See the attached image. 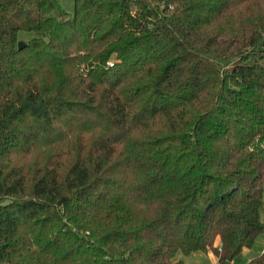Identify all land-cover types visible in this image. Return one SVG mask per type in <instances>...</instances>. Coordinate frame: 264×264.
I'll return each instance as SVG.
<instances>
[{
  "label": "trees",
  "instance_id": "obj_1",
  "mask_svg": "<svg viewBox=\"0 0 264 264\" xmlns=\"http://www.w3.org/2000/svg\"><path fill=\"white\" fill-rule=\"evenodd\" d=\"M73 2L0 0V264L232 263L264 231V0Z\"/></svg>",
  "mask_w": 264,
  "mask_h": 264
},
{
  "label": "rangeland",
  "instance_id": "obj_2",
  "mask_svg": "<svg viewBox=\"0 0 264 264\" xmlns=\"http://www.w3.org/2000/svg\"><path fill=\"white\" fill-rule=\"evenodd\" d=\"M60 3V6L62 10L68 14H71L73 12V7H74V2L73 0H58ZM33 34L31 33H26V32H20L19 37L21 40H28L29 38L32 37ZM263 201H264V183H263ZM262 221L264 224V211L262 213ZM257 244L262 243L264 240V231L262 234H260L257 237ZM262 241V242H261ZM256 244V245H257ZM256 245L254 246L253 250L255 249ZM248 256L246 254H240L233 262L232 264H246ZM176 259H181L183 260L186 264H212V262L215 260V257L211 254H203L201 252L196 253L194 256H184L182 254H177Z\"/></svg>",
  "mask_w": 264,
  "mask_h": 264
},
{
  "label": "crops",
  "instance_id": "obj_3",
  "mask_svg": "<svg viewBox=\"0 0 264 264\" xmlns=\"http://www.w3.org/2000/svg\"><path fill=\"white\" fill-rule=\"evenodd\" d=\"M257 238H256V240H255V242H254V245L251 247V248H246V249H244L243 251H242V253L243 254H246V256H248V258H247V260H246V264H247V262L250 260V259H252L253 257H255V256H257V255H259V254H261L263 251H264V240H263V242L262 243H258L257 244ZM257 244V245H256ZM256 245V247H255V249L253 250V248H254V246ZM241 253V254H242ZM196 253H194V254H192L193 256L195 255ZM203 254H211V255H213L212 253H203ZM214 256V255H213ZM215 257V260L212 262V264H218V259H217V257L216 256H214ZM232 264V263H231Z\"/></svg>",
  "mask_w": 264,
  "mask_h": 264
},
{
  "label": "water",
  "instance_id": "obj_4",
  "mask_svg": "<svg viewBox=\"0 0 264 264\" xmlns=\"http://www.w3.org/2000/svg\"><path fill=\"white\" fill-rule=\"evenodd\" d=\"M24 46H25V42L22 41V40H20V41L18 42V49H22ZM222 264H231V262H224V263H222Z\"/></svg>",
  "mask_w": 264,
  "mask_h": 264
}]
</instances>
